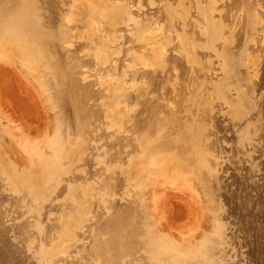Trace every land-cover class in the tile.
Listing matches in <instances>:
<instances>
[{"label": "rangeland", "instance_id": "obj_1", "mask_svg": "<svg viewBox=\"0 0 264 264\" xmlns=\"http://www.w3.org/2000/svg\"><path fill=\"white\" fill-rule=\"evenodd\" d=\"M0 264H264V0H0Z\"/></svg>", "mask_w": 264, "mask_h": 264}]
</instances>
